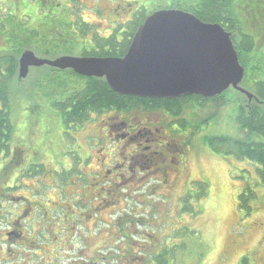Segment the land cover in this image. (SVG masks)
Here are the masks:
<instances>
[{"label": "rangeland", "instance_id": "374dc122", "mask_svg": "<svg viewBox=\"0 0 264 264\" xmlns=\"http://www.w3.org/2000/svg\"><path fill=\"white\" fill-rule=\"evenodd\" d=\"M131 1L132 0H65V5L71 6L72 10L76 11L84 20L94 23L93 25H95L101 33L107 34L110 29H113L112 25L115 26L116 22L118 24H125L126 21L130 19L135 8L140 6L146 7L148 3L146 1L136 0L137 4H135ZM4 2L6 1L0 0V7L6 9ZM97 10L100 13H98ZM263 43L264 42H259V45ZM251 59L253 60L254 56H252ZM244 66L247 75L246 80L248 81L252 73L249 74L247 70L250 68H247L245 64ZM37 68L39 67H34L29 70L24 85L15 86L18 90L23 89L25 94L30 93V91L33 92L30 94L32 98L27 101L26 111L29 112V115L33 116L31 119H41L42 124H40V130L42 136L46 138L52 137L53 140L57 138L59 139L58 144L55 148L47 150L46 154H44V147L40 145L36 146L37 144H35L37 137L32 139L28 138L26 140H24L25 138L21 139V134H16L20 131L18 128L15 129V137L12 135V142H14L15 145L19 144V146L23 142H26V147L36 148V152L34 153L33 151H35V149H33L32 153L29 150L30 155L33 156L32 161L44 164L46 173H44V176L38 177L37 181H35V178H30L29 180L24 179V182L28 185L35 184L34 193H36L43 204H45L46 210H51L52 207L55 206V202H57L59 207L46 215L44 214L43 217L37 214L31 220L34 230H38L39 226H42V228L44 227L45 230L43 229L42 231L44 238H38V235H36L34 239V236H31V240L34 239L36 243L26 244L25 247H20V249H17L18 246H14L15 250L19 252L17 260H42L41 264H44V258L49 259V257L54 256L56 257L53 259L55 260L54 264H58L57 256L59 255V262L61 264H67L73 259L72 256L74 252L76 253L77 249L83 246L81 241L82 238H85V240H90V242L86 248L83 249V252L87 254L90 261H94L92 264H120L123 262L128 264V261L132 260L138 263L136 262L137 259H149L153 253H159L161 251L160 248L164 250L163 244L169 243L171 236H173L177 237L174 239V243H177L179 246L170 254L168 251V257L166 258L170 260L173 259L172 264H239L243 257L247 258L248 264H264V183L257 176L256 168L258 165L247 160L237 159L230 155L224 156L221 153H216L210 150L206 145H200L201 143L199 142L196 144L195 141L198 135L194 134L190 139L191 151L185 162V165L187 166L189 164L188 167H190V170L193 172V178H190V182L186 184V194L190 196V201L188 202L190 203V208L188 209L189 213L185 215V218H189L185 219L189 226L187 232L184 231L182 234L180 231V235L176 236L177 234H171V229L167 225L164 228H157V230L156 226L158 222L152 221L155 225L148 226L150 236L141 234L135 237L133 242L142 245V247L140 249L132 248L130 252L124 249L126 246L125 243H123L124 239L122 236H112L107 233L109 232L108 227L104 225L99 226V228H101L100 230H98L99 228L95 229L94 225H91V221L89 222L88 219L83 223L81 222L80 225H77L79 234L76 232L72 233L69 229L65 230L64 228H66V226L69 227L70 224L61 226L60 220L65 219L63 225L66 224V221H70V217H67V215L71 214L74 210V208L71 209V204L76 199L74 192L80 190V188L71 181V179H75L76 177L73 173L64 178V176L61 177L58 174L56 175V173H52V170L59 169L61 164H63L66 169L70 165L74 168L77 167L75 161H72L73 159H77V145L81 146L82 144L85 146V139L88 134H90L93 128L92 126L96 124L97 121L89 122L84 130L75 133L70 131L75 138L72 140L66 138L68 143L64 141L62 137L61 139L56 137L58 133L56 125L58 123H55L56 125L47 123L46 117L55 119L57 116L52 111L48 110L45 107L44 101L37 98V94H35L36 86L34 80L37 74ZM12 86L13 81L9 82L8 86H4L3 88L5 89L8 87L6 89L11 90ZM241 86L246 87V89L253 94L245 84L242 83ZM9 92L10 91H8V94ZM18 92L22 93L20 91ZM233 92L234 91L231 90L228 91L223 98L224 100L218 99L210 101L203 111L196 108V106L192 108L193 110H197L196 115L193 114L190 118V124L192 127L194 126L193 130L198 129L200 125L204 124L200 138H202L203 134L204 136H224L227 138L239 137L237 125L234 123L233 118L237 106L240 102L247 101V97L239 92ZM252 99H256L254 95ZM251 100L248 102L250 103ZM13 106L14 109H19L17 103ZM15 114L14 117L16 121H18L17 117H20L19 110L16 111ZM206 119L208 120L207 123ZM203 120L204 122H202ZM47 127H50V130ZM194 136L196 137L194 138ZM43 137L40 143L44 141ZM37 150L40 151V153L42 152L41 155ZM193 150L196 151V162L192 161L193 154H195ZM78 157L80 162L83 163L85 158L83 147L81 148V156ZM97 157L98 154H92L90 162L88 163V168H90V164L96 163ZM9 170L10 169L4 170L0 178L7 177V171ZM83 171H85L84 168ZM87 179L90 180L89 182H92L90 177ZM16 184H18L17 193L22 192L21 188H26V186H22L20 182ZM177 186L178 188L175 189V191H169L164 187L158 186L156 191L160 195V198L152 197L151 200H153L154 203L155 200H157V204L162 206L161 199L169 195L168 200H171L170 203L172 205L170 206V212L181 211L180 203H177V195L182 193L183 187L182 185ZM244 188L249 189V191L252 192L251 195H253L246 200V205L249 206L250 212H248L247 208L240 209L238 207V194ZM127 189L129 191L131 187L126 188V190ZM199 192L200 198L196 197V194ZM60 205H62V208H60ZM14 206L16 207V205L5 203V208ZM79 208L76 210H79ZM42 210L45 211L44 209ZM106 210L111 211L113 207H106ZM163 210L164 209L161 207L158 208V212L160 213L159 218H161V215H164ZM105 216L106 215H104V217ZM182 216L183 215L179 217ZM156 217L157 214L153 216V220H155ZM176 225L175 223L174 226ZM87 226L90 230L94 228V233H86L87 235L83 234V231L87 232ZM144 228L146 227L143 226L142 230H144ZM62 229L63 232L61 231ZM185 233L186 236L182 238V235ZM59 234H63V237L68 236L70 239L68 242L69 244L66 243L62 246ZM75 240H78V243L73 245ZM37 242L40 243V249L38 248ZM54 242L58 244L55 249H53ZM148 245L150 246L148 247ZM105 253L110 254V258L103 260L102 254Z\"/></svg>", "mask_w": 264, "mask_h": 264}, {"label": "trees", "instance_id": "16d2710c", "mask_svg": "<svg viewBox=\"0 0 264 264\" xmlns=\"http://www.w3.org/2000/svg\"><path fill=\"white\" fill-rule=\"evenodd\" d=\"M5 1L6 9L0 7V147L8 146L16 128L20 129L17 134H21L22 139L37 137L35 144L44 147V152L55 148L59 140L42 136L41 119H31L33 116L26 111L32 91L25 94L23 89L18 90L15 86L18 83L17 61L23 50L29 49L39 57L50 59L63 54L122 57L135 30L148 15L158 9L175 8L191 13L203 22L218 23L231 34L240 64L250 68L247 71L252 75L247 81L245 72L241 84H245L256 99L250 103L240 102L237 106L233 121L239 137L203 135L201 141L216 153L257 164V176L264 183V43L259 45V42H264V0H141L148 2L146 7L135 8L125 24L115 21L116 25H112L113 29L107 34L101 33L94 23L84 20L71 6L65 5V0ZM131 2L137 4L136 0ZM36 72L35 94L57 116L55 119L46 117V122L58 123L55 124L58 129L56 137H62L64 141L66 138L74 139L70 131H81L92 114L108 110L131 111L141 107L148 111L167 110L181 105V108L190 107L192 117L197 113L192 109L195 106L203 111L210 101L224 100L227 94L225 91L214 99L201 95L170 100L138 98L117 94L104 78L78 75L69 69L45 65L37 68ZM11 81V90L6 89L8 87L4 89ZM174 101L176 104H171ZM16 103L19 109H14ZM18 110L20 117L16 121L14 115ZM203 128L204 124L196 130L191 126L190 139ZM42 137L44 141L40 143ZM251 193L245 188L240 191L237 199L240 209L247 208L250 212L246 200L253 196ZM167 255L168 251L164 249L158 253V258H166ZM240 264H248L247 258L243 257Z\"/></svg>", "mask_w": 264, "mask_h": 264}, {"label": "flooded vegetation", "instance_id": "af4514ba", "mask_svg": "<svg viewBox=\"0 0 264 264\" xmlns=\"http://www.w3.org/2000/svg\"><path fill=\"white\" fill-rule=\"evenodd\" d=\"M17 81L18 83L15 85H24V81L21 82L20 79ZM230 90L234 91L233 93H238L232 88H228L226 91ZM171 104L176 103L174 101ZM188 108L190 107L181 108V105H174L167 110L148 111L141 107L131 111L108 110L91 115L89 122L97 121V123L92 126V131L86 137L85 146L77 145V159H71L75 161L77 167L74 168L70 165L66 169L61 164L60 170H52V173L61 177L65 175L64 178L73 173L76 177L71 181L80 188L74 192L76 199L71 204L72 207L70 206L74 210L67 215L70 217V221H66V224L63 225L65 219H61V226L70 224L69 227L63 228L78 234L77 225L87 219L89 222L91 221V225H94L95 229L101 225L107 226L109 230L107 233L123 237V243L126 246L124 249L130 252L132 248L140 249L142 247V245L133 242L135 237L141 234L150 236L148 226L155 225L152 221L158 222L156 229L164 228L167 225L171 229V234H177L176 236L180 235V231L182 234L184 231L187 232L189 226L185 219L189 218H185V215L189 213L190 196L186 194V184L190 182V178H193V172L188 167L189 164L185 165L191 151V111ZM89 122L85 123L81 130H84ZM201 133L197 136L196 144L197 142L201 143L200 145L204 144L200 138ZM22 144L16 146L11 140L8 146L0 147V175L4 170L10 169L7 171V177L0 178V264H41L42 260H17L19 252L15 250L14 246H18L17 249H20L26 244L34 243L36 235L38 238H44L42 234L44 227L39 226L38 230H34L31 220L37 214L43 217L44 214L46 215L59 207L55 202V206L51 210H46L45 204L34 193L35 184L28 185L24 182V179L29 180L30 178H35L37 181L38 177L44 176L46 168L44 164L32 161L33 156L30 155L29 150L32 153L35 149L34 153L36 148L26 147V142ZM82 147L85 153L83 163L78 157L81 156ZM193 151L195 154H193L192 161L196 162V151ZM38 152L41 155L42 152ZM43 153L46 154V152ZM92 154H98V157L96 163L90 164V168H88ZM88 177L92 182H89ZM17 182L26 186L24 189L21 188L22 192L20 193H17ZM177 185L183 187L182 193L177 195V203H180L181 211L170 212L172 205L171 200H168L169 195H166L165 198L161 197L163 199H161L162 206L157 204V200H155L156 204L151 200L152 197L160 198L156 191L158 186L175 191L178 188ZM130 187L131 190H126ZM196 197L200 198V194H196ZM5 203L16 205V207L5 208ZM106 207H113V210L107 211ZM159 207L164 209V215H161V218H159ZM77 208L79 210H76ZM156 214L157 217L153 220V216ZM104 215L106 216L104 217ZM181 215L183 216L179 217ZM175 223L176 226H174ZM143 226L146 227L144 230H142ZM93 229L90 230L87 226V232L83 231V234L94 233L95 229ZM61 231L63 232V229ZM31 236H34V241L31 240ZM185 236L186 233L182 235V238ZM59 238L62 246L66 243L69 244L68 236L63 237V234H59ZM175 238L177 237L171 236L170 242L163 244V249L169 251V254L179 246L174 243ZM81 242L83 246H78L77 252H74L72 256L73 259L67 264H92L94 262L90 261L87 254L83 252L90 240L82 238ZM76 243L78 240H75L73 245ZM39 244L37 242L40 249ZM57 245L54 242L53 249ZM160 250L162 251V248ZM54 258L56 257L44 258V264H54ZM58 258L59 255L57 262L61 264ZM109 258L110 254H102L103 260ZM172 260L158 258V253L155 252L149 259H137L138 263L132 260L128 261V264H172Z\"/></svg>", "mask_w": 264, "mask_h": 264}, {"label": "water", "instance_id": "95a60500", "mask_svg": "<svg viewBox=\"0 0 264 264\" xmlns=\"http://www.w3.org/2000/svg\"><path fill=\"white\" fill-rule=\"evenodd\" d=\"M230 37L218 23L203 22L175 8L159 9L137 27L122 57L60 55L50 59L26 49L18 58L17 78L24 79L31 67L46 65L104 78L111 90L123 96L211 98L231 87L250 101L253 94L240 86L244 68Z\"/></svg>", "mask_w": 264, "mask_h": 264}]
</instances>
